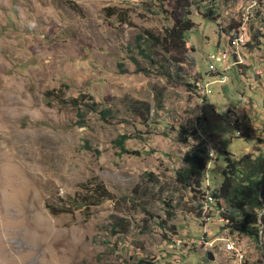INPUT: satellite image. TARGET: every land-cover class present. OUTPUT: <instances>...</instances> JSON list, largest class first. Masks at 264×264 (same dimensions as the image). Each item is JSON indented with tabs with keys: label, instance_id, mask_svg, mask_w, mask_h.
Listing matches in <instances>:
<instances>
[{
	"label": "rangeland",
	"instance_id": "rangeland-1",
	"mask_svg": "<svg viewBox=\"0 0 264 264\" xmlns=\"http://www.w3.org/2000/svg\"><path fill=\"white\" fill-rule=\"evenodd\" d=\"M195 1L198 7H187L194 26L185 51L155 47L151 62L136 53L134 36L160 34L174 0H0V264H175L177 253V264L200 263L198 247L170 244L200 235L197 186H182L176 173L189 150L203 148L199 129L217 147L211 187L220 182L215 168L224 152L264 149V39L255 45L250 38L264 31V0L253 7L251 0H214L215 19L202 13L210 2ZM241 18L244 45H228L236 62L228 81L208 84L205 56L225 47ZM193 79L207 84L201 111L199 90L188 86ZM78 93L122 119L105 123L86 111L77 124L67 100ZM132 100L148 103L146 122L127 112ZM230 108L240 112L235 126L224 113ZM244 112H252L248 123ZM118 134L139 154L118 153ZM97 184L111 197L101 198ZM76 196L97 203L69 205ZM205 223L216 231L213 220ZM236 239L248 264H264V234Z\"/></svg>",
	"mask_w": 264,
	"mask_h": 264
},
{
	"label": "trees",
	"instance_id": "trees-1",
	"mask_svg": "<svg viewBox=\"0 0 264 264\" xmlns=\"http://www.w3.org/2000/svg\"><path fill=\"white\" fill-rule=\"evenodd\" d=\"M207 1L210 3L202 12L203 16L215 19L217 12L214 0ZM192 3L195 4V7L199 5V2L195 0H174V7L171 9L169 16L171 23L164 27L160 34H154L149 30H143L137 33L133 39V48L136 50V53L151 62H153L152 48L155 47L163 48L165 52L175 51L177 53H183L186 49L185 33L194 26V22L189 18L190 12L187 10V7H190ZM241 23L242 18L239 24ZM236 24L227 26L226 32L228 33ZM250 38L255 41V45H259V41L264 39V32L260 34L259 30L255 29V31L251 32ZM231 46H233V41ZM196 82L198 80L193 79L191 84L187 85L191 90H195ZM203 85L196 84V88H203ZM204 89L206 90V88ZM67 101L75 108L76 123L79 125L84 122V114L86 111L97 112L99 119L105 123H111L113 119L114 121L122 119L116 116L111 108L100 106L97 101L93 100L91 95L86 93H78ZM127 112L132 114L139 122H146L149 105L144 101L132 100ZM183 132L185 138L191 133L187 126L183 128ZM127 138L129 136L126 134H118L112 141L113 146L118 148V153L120 154L138 155V150H131L125 146V140ZM258 142L264 143L261 139ZM205 145L203 148L198 147L189 150L185 155V167L176 173V179L182 186H190L191 184L197 186L198 203L196 206H201L202 196L200 195L207 190V184L203 188V167L206 164V159L203 157ZM86 147L88 148V146ZM253 147L252 152H245L237 157L224 152L223 165L215 168L221 175L219 184L213 187L212 191V195L216 199V206L219 208V221H221L224 230L232 233L225 234H228L229 238H233L232 241L237 243L238 246L240 244L236 238L239 236L249 237L259 241L261 238V228L264 232V149H259L258 145ZM96 188L101 189L99 191L101 198L111 197L102 190L99 184L96 185ZM68 203L71 206L77 207L80 204H84L77 196L69 197ZM96 203V201L90 200L84 205ZM52 207L48 206L52 213L66 210V208L54 209ZM197 211L201 212V209H197ZM116 219L123 221L121 218ZM204 219H211V210H204ZM118 221L116 220L114 222V226H117ZM120 223L124 230L126 223ZM233 233L237 236L236 238L234 237L235 235L233 236ZM135 264H153V262L149 259L139 258Z\"/></svg>",
	"mask_w": 264,
	"mask_h": 264
},
{
	"label": "built area",
	"instance_id": "built-area-1",
	"mask_svg": "<svg viewBox=\"0 0 264 264\" xmlns=\"http://www.w3.org/2000/svg\"><path fill=\"white\" fill-rule=\"evenodd\" d=\"M256 4V0H253V5ZM243 24H238L239 30L236 32L230 33L227 38V43L225 47H217L214 51L210 52L207 57L205 56V61L207 63V70L206 75L208 77V84L210 83H217L222 85L228 81L227 75L225 74L226 70L231 66V60L234 58V55H228V45L231 41H239V51L243 44V35L245 32L242 29ZM262 34L263 27L257 28ZM219 60H229V67L228 68H220L219 67ZM218 64V65H217ZM207 85H203V88H206ZM196 92L199 88H196ZM203 106V102H202ZM224 113L229 117L228 123L231 126H235L236 122V115L233 112H226ZM238 130V135L242 132ZM199 133L201 134V140L203 141L201 144H206L207 147V155H206V164L203 167V179L207 181V190L204 193H201L202 196V204L201 206H196V209H201V220L200 221V235L197 238H193L191 240L186 241H175L170 242L171 246L180 250L183 245L188 246H196L198 247L201 252L202 256L200 259L199 264H209L210 259H208L207 252L210 251L212 255L211 261L214 264H246L244 261H241L239 258V246L237 243H234L231 238L228 237V234H225L223 231V225H220V221L218 220V211L219 208L216 206V199L212 195L213 187L209 184V169L211 167V162L214 160L217 152V147L215 142L212 138H209V134L207 132H202L199 129ZM203 210H211V219H203ZM213 220L217 226L216 231L210 230L208 228L205 221ZM202 221V222H201ZM264 232L261 228V237L263 236ZM183 242V243H182ZM217 246V247H216ZM191 248V247H190ZM215 250H220L222 254V258L217 259ZM213 251V252H212ZM173 255V256H172ZM171 255V262L177 264L179 261H183L182 257L179 253ZM158 258H162L159 256ZM160 261V260H159ZM192 264V263H187Z\"/></svg>",
	"mask_w": 264,
	"mask_h": 264
},
{
	"label": "bare ground",
	"instance_id": "bare-ground-1",
	"mask_svg": "<svg viewBox=\"0 0 264 264\" xmlns=\"http://www.w3.org/2000/svg\"><path fill=\"white\" fill-rule=\"evenodd\" d=\"M250 5L252 6L253 5V0H251V3H250ZM253 7V6H252ZM245 19V18H244ZM245 21V20H244ZM244 37V36H243ZM231 43H232V41H231ZM230 43V44H231ZM234 43V45L237 47L238 45H239V41H234L233 42ZM229 44V45H230ZM233 45V46H234ZM244 45V39H243V44H242V46ZM242 48V47H241ZM229 52H230V54H229ZM228 55H231V51H229V48H228ZM235 56V55H234ZM219 61H221V60H219ZM224 62V65H223V67L222 68H227V67H229V63H228V61L227 60H224L223 61ZM236 64V62H232L231 63V66L232 65H235ZM221 68V67H220ZM208 83V82H207ZM204 83H202L201 85H203ZM200 85V86H201ZM200 88V87H199ZM199 90V99L201 100V102L202 101H204V95H205V92H206V90L204 89V88H200V89H198ZM200 105V108H199V111H201L202 110V103H200L199 104ZM202 113V112H201ZM203 157L206 159V145H205V148H204V153H203ZM205 181V179H203V182ZM203 188H205V185H204V183H203ZM202 188V189H203ZM200 214H201V212H200ZM203 219H204V210H203ZM218 220H219V217H218ZM220 225H221V221H220ZM223 231H224V227H223ZM233 239V238H232ZM235 241V240H234ZM238 241H239V239H238ZM235 243V242H234ZM239 258L241 259V261H244L246 264H248V262H247V258H246V256H245V251L240 247V245H239Z\"/></svg>",
	"mask_w": 264,
	"mask_h": 264
},
{
	"label": "crops",
	"instance_id": "crops-1",
	"mask_svg": "<svg viewBox=\"0 0 264 264\" xmlns=\"http://www.w3.org/2000/svg\"><path fill=\"white\" fill-rule=\"evenodd\" d=\"M232 66H234V65H232ZM232 66H230V67H232ZM230 67H229V68H230ZM229 68H228V69H229ZM246 108H247V107H246ZM230 110L233 111V113L239 112V109H238V111H235L234 108H230ZM239 113H240V112H239ZM245 114H246V113L244 112V113H243V115H244L243 117H245ZM251 115H252V112H247V117H248V118L245 117V118L247 119V122H246V123H248V122L251 121V119H252V118H251ZM241 116H242V115H241ZM245 128H248L247 124L244 125V128H243V129H245ZM258 138L264 140V138H261V137H258Z\"/></svg>",
	"mask_w": 264,
	"mask_h": 264
},
{
	"label": "water",
	"instance_id": "water-1",
	"mask_svg": "<svg viewBox=\"0 0 264 264\" xmlns=\"http://www.w3.org/2000/svg\"><path fill=\"white\" fill-rule=\"evenodd\" d=\"M207 256H208V259H212V255H211L210 251L207 252Z\"/></svg>",
	"mask_w": 264,
	"mask_h": 264
}]
</instances>
